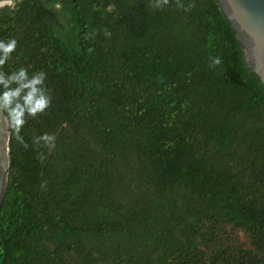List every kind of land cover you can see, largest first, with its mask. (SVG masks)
<instances>
[{"label":"trees","instance_id":"1","mask_svg":"<svg viewBox=\"0 0 264 264\" xmlns=\"http://www.w3.org/2000/svg\"><path fill=\"white\" fill-rule=\"evenodd\" d=\"M0 107V264H264V97L217 0L2 6Z\"/></svg>","mask_w":264,"mask_h":264},{"label":"water","instance_id":"2","mask_svg":"<svg viewBox=\"0 0 264 264\" xmlns=\"http://www.w3.org/2000/svg\"><path fill=\"white\" fill-rule=\"evenodd\" d=\"M234 45V60L243 75L264 97V0H217ZM15 0H0L12 7ZM9 122L0 107V205L8 179Z\"/></svg>","mask_w":264,"mask_h":264},{"label":"rangeland","instance_id":"3","mask_svg":"<svg viewBox=\"0 0 264 264\" xmlns=\"http://www.w3.org/2000/svg\"><path fill=\"white\" fill-rule=\"evenodd\" d=\"M241 237V239L243 240L244 239V237L243 236H240Z\"/></svg>","mask_w":264,"mask_h":264}]
</instances>
